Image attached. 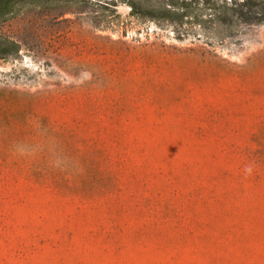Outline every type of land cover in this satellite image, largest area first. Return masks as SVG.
Here are the masks:
<instances>
[{
    "label": "rangeland",
    "instance_id": "1",
    "mask_svg": "<svg viewBox=\"0 0 264 264\" xmlns=\"http://www.w3.org/2000/svg\"><path fill=\"white\" fill-rule=\"evenodd\" d=\"M23 1L0 264H264V23L178 40L124 4L108 25L100 0Z\"/></svg>",
    "mask_w": 264,
    "mask_h": 264
},
{
    "label": "trees",
    "instance_id": "2",
    "mask_svg": "<svg viewBox=\"0 0 264 264\" xmlns=\"http://www.w3.org/2000/svg\"><path fill=\"white\" fill-rule=\"evenodd\" d=\"M23 0H0V24L15 17ZM119 4L130 8L129 18L172 30L178 40L193 36L206 41L232 37L240 25L264 23V0H100L106 24L120 19ZM124 33L127 32V26ZM21 45L0 32V61L16 59Z\"/></svg>",
    "mask_w": 264,
    "mask_h": 264
}]
</instances>
